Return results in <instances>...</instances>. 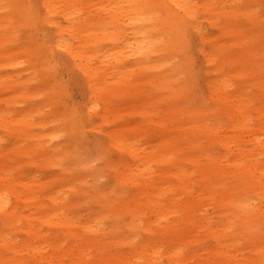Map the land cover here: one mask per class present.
<instances>
[{
  "label": "rangeland",
  "instance_id": "374dc122",
  "mask_svg": "<svg viewBox=\"0 0 264 264\" xmlns=\"http://www.w3.org/2000/svg\"><path fill=\"white\" fill-rule=\"evenodd\" d=\"M204 1L191 0L196 13L193 17L190 15V23L183 28L186 41L182 40L172 55L160 56L166 57L170 64L182 65L180 74L169 75L165 72L168 66H154L149 62L154 61L153 58H148L145 66L139 53H132L128 43L122 42L124 36L121 34L126 29L119 27L120 33L113 35L111 42V34L105 26L98 33L103 39L96 42L94 48L100 49L98 54L105 53L115 60L105 68L102 57L91 59L99 88L94 93L77 62L50 40L57 27L43 23L38 17L32 18L27 25L23 16L16 13V7L21 3L47 14L42 0H0V188H7L11 202L19 205L17 211H23L24 216L33 214L32 224L44 233V239L55 244L58 238L66 236L62 230L46 222V217H52L51 220L57 223L56 214L60 210L74 218L77 229L102 215L103 227L91 238L104 239L108 253L105 264H120L122 259L131 257V245L125 237L117 239V235H136L135 242L155 238L143 230L129 228V222L140 210L144 211L142 224L156 219L152 205L155 197L152 194L142 196L140 204L133 206L141 184L150 192L153 187L144 177L146 172L140 176L139 185L128 180L120 182L122 172L129 173L137 166L143 168L147 161L156 159V174L152 179L156 186L163 185L157 156L160 155V143L168 134L167 128L173 125L183 141L190 138L186 124L194 119L187 115L186 107L209 112L213 102L209 97L208 78L213 79L216 73L221 71V74L228 75L227 80L232 82L229 94H235L240 83L247 86L249 101L254 104L257 87L251 81L264 79V0H241L233 4L234 9H230L232 0H218L217 4L224 2L226 11H231L225 16L214 7L217 5L215 0L207 9L203 6ZM12 3L14 11L11 10ZM83 3L80 5L82 11L96 9V6L84 7ZM246 8H250V16L243 14ZM235 10L236 14L232 13ZM12 15L15 22H4L3 18ZM195 16L206 33L203 39L197 28L191 26L192 21L195 24ZM50 18L65 24L60 14ZM220 26L244 34L252 30L253 38L257 40L248 41L244 36L243 45L262 54V66L253 73L248 70V74L238 78L229 72L231 69L227 65L219 72L215 71L214 64H209L206 57L215 42L222 43L233 60L241 51L240 45L231 42L233 36L222 32ZM106 31L108 34L105 35ZM64 38L75 43L68 33ZM132 40L131 36L129 41ZM22 57L27 59L26 62H22ZM165 75L170 77V86L162 84ZM262 83L264 86V81ZM173 91L180 95L175 97ZM178 102L185 110L182 119L171 118L170 114L178 112ZM211 121L212 114L209 113L206 118L200 117L198 123ZM174 134H169L170 139H176ZM220 150L221 147L215 145L208 152L214 154ZM187 151L185 145L184 152ZM173 157L179 159L184 155L175 154ZM11 184L20 192L21 199L13 197L12 187L9 188ZM194 187L197 197L209 195L207 190L197 191V181ZM27 195L32 201H24ZM128 204L132 206L129 209ZM21 221L27 223L28 218L23 217ZM169 231L171 235L175 233L173 229ZM16 234L19 242L28 236L20 229ZM196 234L198 239H204L205 246L215 245V241L204 232L197 231ZM201 245L189 244L185 251L194 246L199 249ZM168 250L165 245L164 251ZM69 260V257L65 259L66 262Z\"/></svg>",
  "mask_w": 264,
  "mask_h": 264
},
{
  "label": "bare ground",
  "instance_id": "6f19581e",
  "mask_svg": "<svg viewBox=\"0 0 264 264\" xmlns=\"http://www.w3.org/2000/svg\"><path fill=\"white\" fill-rule=\"evenodd\" d=\"M82 2L84 7L96 6V9L82 11ZM217 2L215 0L214 4ZM236 2L241 0H232L230 9H234L233 4ZM211 4L212 0L203 2L206 9ZM42 5L47 14L21 3L16 7V13L23 16L27 25H30L32 18L38 17L43 23L57 27L50 40L77 62L88 87L94 93L99 88L97 72L91 59L102 57V66L105 68L115 60L105 53L98 54L100 49L94 48L96 42L103 39L98 33L105 26L111 34V42L112 36L120 33L119 27H124L126 30L121 34L124 36L122 42L128 43L127 47L132 53H139L145 66L148 58H153L154 61L149 62L154 63V66H168L165 72L169 75L183 72L182 65L178 67V64H170L166 57L160 56L172 55L182 40L186 41L183 28L190 23V15L193 17L196 13L191 0H42ZM214 7L224 16L231 14V11H226L224 2ZM14 9L12 3L11 10ZM249 9L246 8L243 14L250 16ZM232 13L236 14V10ZM54 14H60L65 24L50 18ZM11 17L3 18L4 22H13L14 16ZM115 20L117 22L114 23ZM193 20L195 24L192 21L191 26L197 28L203 39L206 33L197 23L196 16ZM213 25L217 26L214 22ZM220 30L230 33L233 36L231 42L240 45L241 51L233 60L223 44L215 42L211 51L206 53L207 62L214 64L215 71L219 72L222 66L227 65L231 69L229 72L235 73L238 78L248 74V70L253 73L262 66V54L243 45L244 36H247L248 41L257 40L253 38L252 30L247 31V34L225 26H220ZM67 33L75 43L64 38ZM131 36L133 40L129 41ZM26 60L22 57V62ZM220 72L213 79L208 78L209 97L213 102L209 112L186 107L187 115L194 119L186 124L190 129V138L183 141L182 135L173 125L167 128L168 134L160 143V155L157 156L163 185L156 186L152 179L156 174V159L147 161L143 168L137 166L135 170L120 175V182L128 180L139 185L140 176L147 173L144 177L149 179L153 190L150 192L141 184L133 206L140 204L142 196L149 197L152 194L155 197L152 205L156 216L155 220L142 224L144 211L140 210L129 222L131 230L140 229L155 238L135 242L136 235H117V239L125 237L132 247L131 257L122 259L120 264H202L203 261L206 264H264V79L251 81L257 87L255 102L251 104L247 86L240 83L235 94H229L228 88L232 82L227 80L226 73ZM162 84L170 86L168 75H165ZM162 84L158 86L161 88ZM174 93L175 97L180 95ZM176 105L178 112L170 113L171 118L182 119L185 111L181 108L183 105L180 102ZM209 113L212 114L211 122L198 123L200 117L206 118ZM171 132H175V140L170 139ZM184 143L187 152H184ZM215 145L221 150L214 154L208 152ZM175 154L184 157L176 159L173 157ZM135 156L138 157L137 154ZM196 181L199 185L197 191L207 190L208 196L197 197L194 191ZM11 187L13 197L21 199L14 184L9 185ZM6 189L0 188V264H105L108 261L104 239L91 238L103 227L102 215L79 225L80 229H77L74 218L63 210L56 214L57 223L51 220L52 217H46L47 223L66 234L63 239L58 238L52 244L50 240L44 239L45 235L39 228L33 226V214L24 216L23 211H17L19 205L11 202ZM207 200L210 202L205 204ZM24 201H32L31 196H25ZM127 207L129 209L132 206L128 204ZM23 217L28 218L27 223L21 221ZM18 229L28 234L21 242L16 236ZM172 229L175 231L173 235L169 231ZM197 231L210 236L215 245L205 246L204 239H198ZM14 232L15 237H12ZM195 242L201 243L202 247L194 249V246L185 251L189 244ZM165 245L169 247L167 252L164 251ZM68 257L70 260L66 262Z\"/></svg>",
  "mask_w": 264,
  "mask_h": 264
}]
</instances>
